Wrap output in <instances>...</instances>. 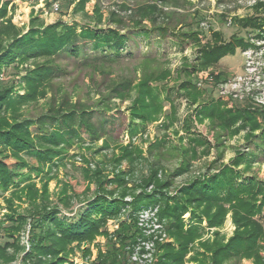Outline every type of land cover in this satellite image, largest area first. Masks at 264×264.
Here are the masks:
<instances>
[{
	"label": "trees",
	"instance_id": "trees-1",
	"mask_svg": "<svg viewBox=\"0 0 264 264\" xmlns=\"http://www.w3.org/2000/svg\"><path fill=\"white\" fill-rule=\"evenodd\" d=\"M9 2L0 0V73L12 63L39 58L46 61L36 63L22 77L25 82L24 94L15 95L14 82L0 84V197L5 199L10 210L0 217V264H10L16 260H20L21 264H71L67 263V258L74 251L72 244L92 241L105 221L119 214L123 201L110 200L107 192L99 189L94 197L80 202L72 216L63 215L59 204L50 202L49 175L54 167L58 168L65 161L68 149L77 141H82L81 129L89 133L94 143L106 136L107 120L101 118L95 124V110L80 101L71 102L65 94L60 102L50 97L47 112L35 118L27 116L24 108L45 97L50 83L64 73L55 62L61 55L81 57L85 65L119 61L134 56L130 42L137 46V35L150 38L152 32L157 31L158 37H166L180 30L181 41H197L198 24L197 20L187 27L178 23L179 28H176L177 24L172 26L168 23L169 17L165 12L159 14L161 9L149 4L134 11L131 26L125 18L117 15L111 20L117 27H103L102 17L98 13L95 25L68 24L62 20L44 25L34 18L29 30L23 32L7 18ZM114 15L113 12L112 17ZM145 21H149V25ZM243 24L256 25L254 19H245ZM232 37L203 47L201 55L193 61L185 58L177 69L178 89L191 105H196L193 111L200 122L208 119L212 127L229 135L238 133L242 127H249L252 131L260 128L259 134H251L258 138L257 150L264 152V127L261 128L257 122L255 111L250 108L232 110L219 100L206 99L194 81L197 70L217 65L225 56L247 46L243 37ZM152 57L144 56L143 69L150 65L148 60H153ZM143 73L137 79L125 77L114 81L108 93L98 101L100 110L109 112L113 98L121 101L131 98L132 104L128 110V131L131 134L156 121L163 113L165 100H171L169 89L162 83L171 75L169 68L151 69V73ZM171 106L174 113L176 108L172 101ZM239 121L241 126H236ZM186 129L190 131V126H186ZM192 141L208 145L202 137H193ZM108 145L109 142L105 140L104 147ZM123 157L137 158L127 147L124 148ZM29 158L34 162L31 163ZM252 163V159L238 152L217 173L195 178L181 186L175 195L162 192L168 187L167 182L160 186L163 188L160 198L151 194L140 195L135 200L134 208L149 198L151 202L160 203L161 216L167 220L168 231L174 238L173 243L161 245L156 264H186L191 251L194 254L190 259L200 264H234L231 261L240 262L242 259L264 264V216L260 215L264 210V180L255 175L244 176ZM242 164L244 168L239 170ZM184 169L180 166L178 172ZM35 177L43 181L41 192ZM116 180L124 179L117 176ZM7 192L9 197H6ZM15 200L28 201L29 207L23 212L19 211L14 206ZM59 201L73 211L71 197H60ZM229 211L235 225L232 235L225 238L219 230H215L212 239L201 240L205 233L203 222L206 221L209 228L221 227ZM186 213L190 214L188 220L184 218ZM257 215L260 218H256ZM27 224L30 226L28 249L20 242ZM136 233L134 221L123 222L116 233L121 244L117 246L115 242L108 241L106 252H99L97 264H122L126 257L124 247L134 239Z\"/></svg>",
	"mask_w": 264,
	"mask_h": 264
},
{
	"label": "rangeland",
	"instance_id": "rangeland-1",
	"mask_svg": "<svg viewBox=\"0 0 264 264\" xmlns=\"http://www.w3.org/2000/svg\"><path fill=\"white\" fill-rule=\"evenodd\" d=\"M8 15L12 25L27 32L34 18L44 25L62 20L68 24L95 25L98 13L102 17L103 27H117L111 20L121 16L130 24L134 11L149 4L156 5L161 12L167 14L168 23H182L184 27L197 20V41L188 39L181 41L180 30L169 33L166 37H158L157 31L150 38L137 35L138 45H132L134 56L119 61L83 64L81 57L61 55L56 63L64 73L50 83L45 97L24 108L25 114L37 117L47 112L50 97L60 102L65 94L71 102L80 101L95 110L93 122L99 123L103 118L106 122V136L92 143L89 133L80 130L82 141H77L68 149L65 161L54 167L49 177L48 190L51 203L59 204L63 215L72 216L77 212L79 203L94 197L99 189L107 192L110 199H122L123 206L117 216L108 218L100 228V233L92 241L74 242V251L68 255L67 263L97 264L99 252H106L108 241L119 246L117 231L123 222L134 221L137 233L134 239L124 247L125 258L122 264H156L161 252V245L174 242L168 231V222L161 216V205L151 202V198L139 207L134 208L135 200L140 195L155 194L160 198L161 184H168L164 193L175 195L178 189L195 178H204L217 173L224 164L238 153L243 152L253 163L244 176L255 175L264 180V152L257 150L260 128L252 131L242 127L238 133L229 135L212 127L208 119L200 122L194 114L196 105H191L181 94L177 85V69L185 58L191 61L202 53V48L214 43L227 41L232 36L243 37L247 46L238 49L235 54L222 58L217 65L197 70L194 81L197 88L204 93L206 99L212 98L224 103L229 109L250 108L255 111L256 120L264 127V0H8ZM82 9H81V8ZM79 9L76 11V9ZM115 15L112 17V13ZM167 16L165 18L167 19ZM157 18H160L157 15ZM199 19V21H198ZM245 19L253 20L256 25H244ZM161 21V19H160ZM167 22V21H166ZM149 25V21H145ZM183 28V27H182ZM134 32V31H132ZM2 38L5 42L6 37ZM1 41V39H0ZM245 52H251L246 56ZM154 56L148 60L150 65L144 69V56ZM248 58L250 60H248ZM46 59H30L22 63H12L0 73V84H15V95L24 94L23 76L36 63ZM250 61V62H249ZM250 64V66H248ZM152 65V66H151ZM18 66V68L16 67ZM250 67V68H249ZM169 68L171 75L162 82L169 89L171 100L166 99L163 113L156 121H151L137 133L131 134L129 129V106L132 99L121 101L113 98L111 110H100L99 100L108 93L114 81L128 77L137 79L141 73H151V69ZM143 69V70H142ZM136 71H139L138 74ZM243 77V78H242ZM240 79H245L244 82ZM160 83V82H159ZM202 83V84H200ZM228 85L225 92L221 86ZM234 86V89H232ZM212 93H207L204 89ZM165 93V92H164ZM210 96V97H208ZM171 101L176 111L172 112ZM101 102V101H100ZM99 106V107H98ZM186 126H190L187 131ZM236 126H241L239 121ZM193 137H202L207 146L193 142ZM107 140L109 145L104 147ZM127 147L136 155V160L124 158ZM31 163L34 159L29 158ZM180 166L185 169L178 172ZM244 168V164L238 167ZM26 172V170H24ZM123 176V181H117ZM40 189L43 181L35 177ZM158 190V193L155 191ZM42 189H40V192ZM10 194L7 192L6 197ZM71 197V209L65 208L59 198ZM86 205V202H85ZM84 205V206H85ZM19 211L29 207L28 201H14ZM10 212L3 197H0V217ZM264 216V210L261 212ZM257 215L256 218H260ZM185 220L190 214L184 215ZM205 233L201 240L212 239L214 231L219 230L225 238H229L235 225L232 212L226 215L221 227H208L204 221ZM21 244L28 249L30 246V226L27 224L21 233ZM197 246V242L195 243ZM264 253V252H263ZM187 256L186 264H200ZM234 264H254L252 259H242ZM10 264H21L20 260Z\"/></svg>",
	"mask_w": 264,
	"mask_h": 264
},
{
	"label": "built area",
	"instance_id": "built-area-1",
	"mask_svg": "<svg viewBox=\"0 0 264 264\" xmlns=\"http://www.w3.org/2000/svg\"><path fill=\"white\" fill-rule=\"evenodd\" d=\"M245 53H246V56H248V57L252 55L251 52H245ZM249 58H250V57H249ZM249 58H248V60H250ZM249 62H250V61H249ZM248 66H250V64H248ZM250 67H251V66H250ZM250 67H249V68H250ZM242 78H243V77H242ZM240 80L244 82L245 79H240ZM245 81H246V80H245ZM200 84H202V83H200ZM221 88H222V90L225 91V92L229 89L228 85H223V86H221ZM232 89H234V86H233Z\"/></svg>",
	"mask_w": 264,
	"mask_h": 264
}]
</instances>
